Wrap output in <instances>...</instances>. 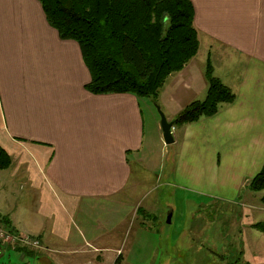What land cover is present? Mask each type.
<instances>
[{"label":"crops","instance_id":"crops-1","mask_svg":"<svg viewBox=\"0 0 264 264\" xmlns=\"http://www.w3.org/2000/svg\"><path fill=\"white\" fill-rule=\"evenodd\" d=\"M190 1L199 50L168 76L157 100L170 121L203 100L208 61L236 98L213 116L174 125L167 184L174 192L234 203L226 185L243 189L264 165V0ZM90 81L80 44L60 36L40 0H0V145L13 159L5 181L26 185L12 190L10 199L3 194L12 205L0 207V218L11 217L7 232L40 241H16L10 248L50 247L61 264L135 259L143 236L136 231L129 238V228L143 227L156 208L145 204L156 186L148 176L154 161L145 153L150 124L142 97L95 94L86 87ZM149 108L157 131L160 123ZM248 187L244 204L264 212V189ZM18 202H29V222L21 219ZM253 214L249 225L255 228L260 221ZM74 255L77 263L65 257Z\"/></svg>","mask_w":264,"mask_h":264},{"label":"trees","instance_id":"trees-1","mask_svg":"<svg viewBox=\"0 0 264 264\" xmlns=\"http://www.w3.org/2000/svg\"><path fill=\"white\" fill-rule=\"evenodd\" d=\"M40 1L60 36L80 44L91 72L86 87L95 94L156 97L168 76L182 70L199 50L190 0ZM206 76V97L190 102L173 120L175 126L213 116L222 104L235 100V92L215 76L211 61ZM11 165V155L0 145V170ZM248 186L264 189V165ZM253 226L264 232V221Z\"/></svg>","mask_w":264,"mask_h":264},{"label":"rangeland","instance_id":"rangeland-1","mask_svg":"<svg viewBox=\"0 0 264 264\" xmlns=\"http://www.w3.org/2000/svg\"><path fill=\"white\" fill-rule=\"evenodd\" d=\"M156 100L157 97L146 96L140 101L150 124L147 127L149 145L145 153L149 152L154 161L153 175L148 176L153 178L156 186L148 194L145 204L155 202L157 209H151L154 213H151L143 227L141 224L130 226L129 238L138 231L143 236V244H128L127 247L136 246L135 259L133 256L130 260L117 264H263L264 245L261 250L259 245L264 242L261 238L263 234L251 227L249 222L252 220V213L257 221H264V212H258L244 204V191L248 186L240 190L228 183L225 194L235 201L230 203L179 189L174 192L175 187L171 183L167 184L169 179L164 165L168 164L173 146L166 144L162 137L160 110L164 111ZM149 106L160 123L157 131L149 118ZM9 175H12V169L0 170V207L8 208L12 205L6 202L3 194H7L10 199L12 190L24 191L26 186L23 183L14 186L6 182ZM3 186L5 189H2ZM260 193H264V190ZM258 194L257 192L256 195ZM27 205L28 207H24L19 203L20 207L17 209L22 212L20 217L24 222H29L34 213L29 202ZM142 216L140 214L138 219L141 220ZM9 217L4 214L0 218V264H61L58 262L59 254L50 247H28L17 251L10 248L13 246L10 245L11 242L5 246L7 241L1 234L8 230L5 220ZM31 249L32 253L26 252ZM76 256L65 257L77 263ZM60 258L64 259L63 256Z\"/></svg>","mask_w":264,"mask_h":264},{"label":"built area","instance_id":"built-area-1","mask_svg":"<svg viewBox=\"0 0 264 264\" xmlns=\"http://www.w3.org/2000/svg\"><path fill=\"white\" fill-rule=\"evenodd\" d=\"M1 236H3L2 238L5 239L7 241V243L11 242H16V241H20L23 244H28V245H33V246H38L40 244L39 239L33 237L30 234H13V233H9V232H5L2 233Z\"/></svg>","mask_w":264,"mask_h":264},{"label":"water","instance_id":"water-1","mask_svg":"<svg viewBox=\"0 0 264 264\" xmlns=\"http://www.w3.org/2000/svg\"><path fill=\"white\" fill-rule=\"evenodd\" d=\"M160 113H161V127L163 132V139L166 144H172L175 141V137L173 133L174 121H170L167 118L166 114L161 110Z\"/></svg>","mask_w":264,"mask_h":264}]
</instances>
